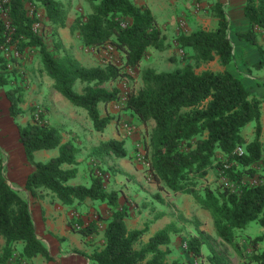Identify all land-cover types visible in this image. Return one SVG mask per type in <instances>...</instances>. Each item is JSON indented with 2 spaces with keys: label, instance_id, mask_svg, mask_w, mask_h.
<instances>
[{
  "label": "trees",
  "instance_id": "obj_1",
  "mask_svg": "<svg viewBox=\"0 0 264 264\" xmlns=\"http://www.w3.org/2000/svg\"><path fill=\"white\" fill-rule=\"evenodd\" d=\"M85 1L90 11L76 16L70 27L78 31L82 47L110 45L119 53V63L84 65L71 54L48 47L34 30L38 22L35 11L42 6L47 22L63 27L68 5L62 0H5L1 3L0 88L4 89L9 101L8 113L14 119L24 111L21 104L25 89L17 81V64L26 49L37 52L40 70L52 80L51 89L72 105L83 108L97 131H102L112 117L101 115L99 104L106 105L120 98L118 87L107 88L104 84L127 75L126 69L138 66L148 49H165V36L148 7L137 5L133 0ZM28 3L32 6L31 13ZM210 11L216 18L214 27L179 33L176 41L191 50L197 64L216 59L222 69L196 72L191 62L172 70L147 67L142 71L141 85L127 93L122 108L143 124L153 122L145 163L146 172L157 188L192 195L200 208L209 213L216 236L231 246L242 264H264V246L257 249L258 244H264V231L250 240L253 251L249 256L245 255L238 237V230L251 221L264 228V182H243L244 175L255 174V165L263 155L261 99L253 96L228 68L234 54L223 1L215 0ZM243 14L247 29L236 30L235 34L238 39L256 45L258 56L254 66L264 68V47L257 42L256 32L257 28L264 30V0H245ZM77 81L84 84L79 91L74 87ZM44 116L43 112L36 114L35 107H31L29 120L16 124L18 141L32 168L23 180L24 189L32 195L45 189L67 206L82 203L87 198L100 200L110 210L103 228V245L89 254L80 253L95 264H183L182 260L166 258L170 235L179 230L174 223L164 225L140 244L147 227L131 229L127 226L128 207L119 203L117 190L105 189L100 174L91 170L88 184H69L77 173L78 147L72 141L63 142L60 130ZM252 120L255 121L254 136L247 140L242 130ZM53 148L58 150L56 156L46 161L34 159L35 151ZM217 151L222 153V159L215 158ZM91 154L127 157L124 140L115 137L94 146ZM212 166L221 171L228 183L204 186L200 191L196 181ZM229 183L235 185L236 190H232ZM154 195L162 200L159 192ZM67 223L83 236L98 230L97 219L84 223L77 218L76 224L69 219ZM0 235L5 240L0 264H20L22 259L27 261L38 255L51 259L50 251L37 235L28 200L8 183L1 159ZM18 242L22 244L18 257L10 262L13 247ZM205 243L207 240L199 230L185 240V248L198 256ZM207 259L209 264H231L213 247Z\"/></svg>",
  "mask_w": 264,
  "mask_h": 264
},
{
  "label": "rangeland",
  "instance_id": "obj_2",
  "mask_svg": "<svg viewBox=\"0 0 264 264\" xmlns=\"http://www.w3.org/2000/svg\"><path fill=\"white\" fill-rule=\"evenodd\" d=\"M5 0H0L1 3ZM68 5V17L66 24L63 27L53 26L47 22L44 16L42 6L36 8V16L38 22L34 24L36 31L42 36L44 42L51 49H56L59 53H69L77 58L84 65H97L103 64L107 61H114L119 63L120 56L110 45L102 48L82 47L78 31L71 28L70 24L76 16H84L90 11V5L85 0H62ZM176 2L177 13L174 24L179 30H168L165 28V42L166 47L163 50L148 49L146 55L141 60L138 66L131 69L127 68V75L113 81L105 83L104 86L112 88L114 86L120 89V98L106 105L100 104L101 115L109 114L111 121L104 127L102 131H96L94 128L87 129L83 123V119H89L86 111L81 107L72 105L69 101L64 99L67 104L61 105V109L49 107L45 101L46 94L51 89V78L45 75L40 70L38 54L33 49H26L24 54L19 57L17 64L19 69V76L17 81L24 86L25 99L21 104L24 108L22 114L11 117L8 113L9 101L5 97L4 89L0 88V159L2 161L3 173L7 180H11V176L7 173L12 172L18 175L22 167L28 169L29 164L26 162L23 149L18 141L17 123H25L30 118L31 107H35V113H44V119L53 123L60 131L64 120L78 116L81 118V128L85 134H89L90 138L99 141L101 138L118 137L124 140V146L127 151L128 158H124L122 169L128 174H132L134 179L133 186H131V193H127L126 201L123 204L127 205L129 215L127 217L128 227L143 228L147 227L146 232L143 234L140 244L143 243L148 237L156 230L162 228L168 223H174L179 230L171 233L172 243L169 247V252L166 255L167 260L179 259L183 264H209L208 255L210 247L223 253L230 261L231 264H242V260L235 254L230 245L224 243L216 236L212 219L209 213L200 208L190 194H179V192H172L161 190L157 185L152 182L150 176L146 172L145 151L146 144L149 142L153 122L149 121L147 124L141 123L136 117L130 115L125 111L122 106L126 99L127 93L130 90L137 89L142 83V71L147 67H153L156 70H172L176 67L182 66L186 62H191L196 72L203 69L220 70L222 66L216 59L197 64L192 58V52L189 48L181 47L176 41V36L179 33H189L198 28L209 29L215 26L216 18L211 14L210 8L215 0H170ZM226 11L227 19L229 22L228 34L232 41L233 46V61L228 65V68L238 76L246 88L253 96L261 99V133L260 140L262 142L263 155L260 161L255 165L256 172L253 176L244 175L243 182L248 184H257L264 182V68L257 69L254 63L257 59L256 45L251 44L246 40L237 38L236 30H246L248 26L247 19L243 14V6L245 0H222ZM27 9L31 13L32 6L28 3ZM257 42L264 47V30L257 28ZM57 45V46H56ZM8 53V52H7ZM16 54V52H14ZM17 55V54H16ZM83 83L78 81L75 83V89L81 90ZM64 98V97H62ZM65 118V119H63ZM90 120V119H89ZM128 122L134 125V132L131 134H124L121 131V123ZM68 123V121H67ZM66 124V123H65ZM80 131V130H79ZM255 121L252 120L247 123L242 134L250 140L254 136ZM65 136L67 133L77 132L71 127L64 129ZM139 145V150L144 154V158L137 159L134 156L136 145ZM44 152L51 155L57 153V149L53 150H38L34 152V159L36 161H45L46 157ZM104 157V156H103ZM111 158V155L109 156ZM215 158H223L220 151L216 152ZM20 166V168H19ZM106 168L101 166H94L92 170L94 173L99 174ZM228 181L221 175V171L212 166L209 168L207 174L197 179V188L202 191L204 186L215 187L219 184H227ZM231 184L232 190H236V186ZM130 189V187L126 188ZM138 191H137V190ZM159 192L162 200L155 197V193ZM125 201V200H124ZM100 200H94V204L98 207L101 203ZM104 202V201H103ZM105 203V202H104ZM53 204V202H52ZM57 209V206H55ZM54 207V208H55ZM65 212L68 214L67 221L72 219L73 224H76V219L80 218L82 222H89L90 218L97 219L98 230L90 236H83L78 231L69 228V232L62 234L60 230L58 233L49 231L46 226L41 224L40 230L43 233L42 241L48 248L51 254V259L47 260L45 257L38 255L36 258L30 260H21L20 264H92L93 261L89 260L80 252L89 254L92 250L99 248L103 245V228L106 223V218L109 214L108 210L99 213L97 209L92 211L89 215L87 204H75L73 206L65 207ZM95 208V207H94ZM94 215V216H93ZM102 218H97V216ZM37 222V220H35ZM202 230V235L206 238L205 243L201 248V254L194 256L189 253L185 248V240L191 236L199 233ZM264 228L256 221H251L245 227L238 230V237L244 249L245 255L249 256L253 251V246L250 240L261 234ZM63 236L64 239H60ZM171 242V241H170ZM21 243L18 242L13 247V255L10 262H14L18 257V252L21 248ZM210 246V247H209ZM263 243L257 245V249H262ZM3 246L0 244V252ZM166 248V247H165Z\"/></svg>",
  "mask_w": 264,
  "mask_h": 264
},
{
  "label": "crops",
  "instance_id": "obj_3",
  "mask_svg": "<svg viewBox=\"0 0 264 264\" xmlns=\"http://www.w3.org/2000/svg\"><path fill=\"white\" fill-rule=\"evenodd\" d=\"M133 2L137 5H144L152 11V13L156 17L157 24L161 28L163 34H165V28L168 30H172V29H176L177 31L179 30V28H177L176 25L174 24L175 23L174 20L177 13L176 2H171L170 0H133ZM62 97L63 96L59 92L50 89L46 94L45 101L47 105L51 107V109L52 107H55L56 109H61V111H64L60 106L67 104V102L64 100L65 98ZM99 109H100V104H99ZM83 121H84L83 123L86 125L88 130L91 129L92 131H95L93 130L92 123L89 119H85V120L83 119ZM48 123L53 124L49 121ZM81 123H82L81 118H79L78 116L64 120L63 125L61 126L62 131H60L63 142L72 141L78 147V151L76 153V159L78 162L76 165L77 173L74 178L69 180V184H88L89 176L92 168H94V166L99 165L102 168H106L105 170L99 173L103 177V183L105 189L107 191L117 190L118 200L120 204L127 202L125 198L129 197L127 196V193H131V188H132L131 186H133L134 184V182L132 181L134 179V176H132V174H128L125 170L121 168L122 164L124 163L123 159L125 157L116 158L114 156H111L110 158L109 156L102 157L99 155L91 154V149L94 146H97L100 142L107 140L109 138H102L101 136L99 141L95 142V140H93L92 142L91 140L92 138H90V135L85 134L82 131ZM68 127H71L73 130H75L77 132V135H75L74 133H67L68 135L65 136L64 129L65 128L68 129ZM115 138L118 137L115 136ZM53 149H57V148H53ZM53 149H41V150L47 151ZM57 153L55 155H51L48 152H44V155L46 157L45 161L50 157L56 156ZM23 167L18 172L19 173L18 175H21V177H17V174H13L12 172H8L7 174L11 176V180H7V181L10 184V186L18 190L21 196H23L28 200L38 237H40L41 239L43 237V233L39 231L41 224L43 226H46L47 229L49 231H52L53 233H58V230H60L62 234H66L67 232H69L70 226L67 223L68 214L65 212L66 209L65 207H67V205L63 204L57 198L52 197L45 189L38 191L37 195H32L29 191L25 190L23 187V180L25 178L26 173L32 168L28 166V169L26 168L24 169ZM127 187L128 188L130 187V189H126ZM179 194H185V193H179ZM83 203L87 204V208L89 211L91 210L89 212V215H92V211H94V209H97L99 213L108 210L107 204L104 203L103 201L98 204V207L94 204V200H91L89 198L85 199L82 202V204ZM78 204L80 203H77V205ZM55 206H57V209ZM109 214L106 216H109ZM35 220H37V222ZM89 220H92V218H90ZM125 221L126 224H128L127 218L125 219ZM129 228L132 229L136 227L133 226ZM147 240H145L144 242H146ZM171 243H172V238L169 244L170 246ZM0 244L1 246L5 244V240L1 235H0ZM34 258H36V256ZM92 264L95 263L93 262Z\"/></svg>",
  "mask_w": 264,
  "mask_h": 264
},
{
  "label": "built area",
  "instance_id": "obj_4",
  "mask_svg": "<svg viewBox=\"0 0 264 264\" xmlns=\"http://www.w3.org/2000/svg\"><path fill=\"white\" fill-rule=\"evenodd\" d=\"M34 30H36L35 26H34ZM135 128H134V125L131 124V123H128V122H122L121 123V131L128 135V134H131L132 132H134ZM136 148H138L137 150H135L134 152V156L137 158V159H142L144 158V154L140 152L139 150V145L137 144L136 145ZM239 151L242 150L241 147H238L237 148Z\"/></svg>",
  "mask_w": 264,
  "mask_h": 264
}]
</instances>
